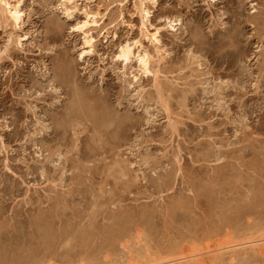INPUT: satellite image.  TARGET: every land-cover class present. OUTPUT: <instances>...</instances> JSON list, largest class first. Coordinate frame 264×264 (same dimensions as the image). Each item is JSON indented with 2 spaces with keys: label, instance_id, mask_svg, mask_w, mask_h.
Instances as JSON below:
<instances>
[{
  "label": "rangeland",
  "instance_id": "1",
  "mask_svg": "<svg viewBox=\"0 0 264 264\" xmlns=\"http://www.w3.org/2000/svg\"><path fill=\"white\" fill-rule=\"evenodd\" d=\"M8 1L0 264H264V0Z\"/></svg>",
  "mask_w": 264,
  "mask_h": 264
},
{
  "label": "bare ground",
  "instance_id": "2",
  "mask_svg": "<svg viewBox=\"0 0 264 264\" xmlns=\"http://www.w3.org/2000/svg\"><path fill=\"white\" fill-rule=\"evenodd\" d=\"M77 0H63L62 1V4H61V7L63 8V13L64 15L66 16V18H70L73 13L77 10ZM135 1V6H136V9L139 11L140 15H141V18H142V22L143 21H147L148 20V17L150 15V11H148L146 9V5L148 2H150L151 6L155 5V0H134ZM22 17H23V13L21 12V10L19 9V4L15 3V4H11L8 0H0V21L1 19H3L5 22L4 24H6V22H10L11 23V27L14 28V29H19L20 28V25H21V20H22ZM145 23V22H144ZM143 23V24H144ZM171 23V24H170ZM169 24V27L173 29V25H172V21L170 22ZM3 24V25H4ZM96 25V21H95V18L93 16H90L89 14L86 15V19L85 21L83 22H80L78 21V23H76L74 25V27L72 28L73 31L75 32H80L84 35V45L87 47V51L84 52V53H91L93 48H94V38L92 36H90L89 32L91 31V27ZM146 35H148L146 33ZM150 35V34H149ZM159 31L155 30V32H153V34H151L149 37V41L154 45H158L160 44L159 43ZM10 37V36H9ZM19 39L18 38V42L16 41L15 43H18L19 44ZM13 41V40H12ZM17 44V45H18ZM136 45V44H135ZM133 46L130 45V44H124V45H121L119 46V50L117 51V56L116 58L118 60H121V62H123L125 65H127L128 63H130L133 59H136L139 64V67L141 69V72H143L142 74L144 75H149V74H152L153 75L155 74V77H156V74H158V71L155 69L153 70V67H152V56L149 54L148 51L146 50H142L138 53H134L133 51ZM158 49V48H157ZM156 49V50H157ZM157 52V51H156ZM158 55V54H157ZM159 58V57H158ZM160 60V58H159ZM156 80V78H155ZM158 88H160L159 86L160 85H157ZM163 87V86H162ZM157 88V87H156ZM157 88V89H158ZM161 89V88H160ZM162 91V89H161ZM161 91L159 90L158 92L161 93ZM160 93H159V96H160ZM78 108V107H77ZM107 133V132H106ZM64 234V233H63ZM68 237V236H67ZM59 239V238H58ZM41 243V242H40ZM248 244V242H247ZM252 244H254L252 242ZM257 244V245H256ZM260 245V246H259ZM261 245L264 247V236H262V238H260L259 241H257L255 243V247L259 246L261 247ZM248 246V245H247ZM230 248H233V246L231 247V245L229 246ZM237 247V246H236ZM234 247V248H236ZM226 249H229L228 247H225V248H222V249H218L219 251H223V250H226ZM231 250V249H230ZM258 250V249H257ZM263 251V249H262ZM62 253V252H61ZM76 253V252H75ZM210 253V252H209ZM45 253H43L44 255ZM207 254V253H206ZM214 254V253H213ZM183 255V254H182ZM186 255V254H185ZM184 255V256H185ZM197 255V254H196ZM202 255V254H201ZM46 256V255H45ZM180 257V256H179ZM182 257V256H181ZM48 258V257H47ZM193 258L192 257H186L185 256V260H188V259H191ZM179 259V258H177ZM181 259V258H180ZM183 259V260H184ZM194 259V258H193ZM162 261V260H161ZM176 261V259H175ZM130 262V261H129ZM171 262V261H170ZM169 262V263H170ZM84 263V262H83ZM82 263V264H83ZM164 263V262H163ZM174 263V262H173ZM189 263V262H188ZM233 263V262H232ZM35 264H43V262L41 263V261H37L35 262ZM45 264V263H44ZM48 264H51V263H48ZM72 264V263H71ZM86 264V263H85ZM162 264V263H161ZM165 264V263H164ZM184 264V263H183ZM230 264V263H229Z\"/></svg>",
  "mask_w": 264,
  "mask_h": 264
}]
</instances>
